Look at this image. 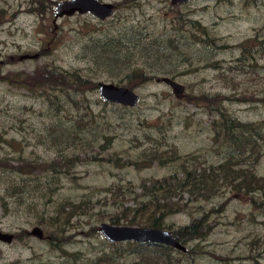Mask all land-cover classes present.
<instances>
[{
	"label": "rangeland",
	"instance_id": "rangeland-1",
	"mask_svg": "<svg viewBox=\"0 0 264 264\" xmlns=\"http://www.w3.org/2000/svg\"><path fill=\"white\" fill-rule=\"evenodd\" d=\"M50 1L52 9L42 6L40 12L34 9L33 0H0V156L21 152L26 160L63 161L61 171L39 174L38 181H52V190H45V197L34 192L33 198L25 192L21 203L15 201L19 193L6 191L7 185L19 181L20 174L0 167V230L14 233L11 241L0 240V264H128L138 257L112 251L98 224L111 223V215L118 218L116 224H132L138 217L132 189L139 191L142 180L166 175L190 156H196L198 165L216 164L234 148L228 140L215 138V113L190 97L219 92L228 97L223 100L224 108L236 119L257 122L264 118V0H190L182 4L136 0L115 5L113 14L105 19L76 12L58 17L56 26L52 19L57 0ZM182 17L187 24V18L200 21L228 45L215 51L199 41L190 44L184 40L189 25L178 29L177 19ZM123 33L133 36L131 43L154 34L177 36L179 41V47L164 39L167 46L157 44L150 53L139 46L129 52L128 67L144 64L157 75L133 87L140 95L135 106L106 102L97 87L85 95L72 93L74 102L63 92L46 96L2 78L15 71L32 76L37 67L51 65L80 68L97 82L125 84L122 79L128 67L115 59L105 60L108 64L95 62L93 55L101 50L91 48V38ZM243 44L249 51H242ZM163 76L182 83L184 90L176 93ZM8 139L16 143L11 146ZM259 142L256 159L255 153L247 151L234 154L233 160L264 178V140ZM173 147L180 158L165 164L120 166L106 160L110 155L122 160L150 158ZM67 199L80 206L71 210L70 218L68 214L64 217L67 222L59 231L45 226L42 216L53 214L62 202L68 211ZM263 201L260 187L246 192L227 185L208 200L193 201L191 212L169 215L165 222L177 227L222 202L211 213L210 221L216 223L206 238L186 243L197 245L199 252L178 264H264ZM35 225L42 228L43 237L30 233ZM107 255L113 259H103Z\"/></svg>",
	"mask_w": 264,
	"mask_h": 264
},
{
	"label": "trees",
	"instance_id": "trees-1",
	"mask_svg": "<svg viewBox=\"0 0 264 264\" xmlns=\"http://www.w3.org/2000/svg\"><path fill=\"white\" fill-rule=\"evenodd\" d=\"M134 1L136 0H120L116 2L115 5H128ZM33 2L36 3L34 9L40 12L42 6L48 7V10L52 9V2L50 0H33ZM177 20H179L177 25L180 30H184L185 26L189 25L188 27L190 29L188 28V30H185L187 36L185 37L184 35V40L190 42V44L192 41H199L204 48H211L215 51L216 48H223L228 45L226 41H221L218 36L211 33L206 25L196 19H185L189 22L188 24L185 23L183 17L182 20ZM1 21L0 19V22ZM190 30H194L198 33ZM189 37H191V40ZM131 38H133V36L128 37L126 33L91 38V48L101 50L100 54L97 51L94 53V61L99 64H108L107 62L115 59L119 61L120 64H124L128 67V61L130 60L129 52L135 46H139L141 51L150 53V51H152L151 49L157 44L159 45L162 43L164 46H167L163 43L165 39L166 43L169 42L170 45L175 44L176 47H179L177 36L166 35L165 37H157L154 34L150 39L145 41L141 37H137L134 43L130 42V40H132ZM160 39L161 41H159ZM261 47L264 51V39ZM242 51H249L244 44L242 45ZM123 76L124 78L122 80H126L124 85L133 88L137 84L145 83L157 75L150 73V71L146 69V66L142 64L139 66L135 65L132 68L128 67ZM2 78L7 82L26 87L33 91L39 90L40 94H46V96L51 92H63L74 102L76 99H74L75 95L72 93L84 94L98 87L97 80H95L92 75L84 73L80 68L62 69L51 65H41L37 67L32 76L27 75V73L23 71H15L4 73ZM56 94L57 93L54 94V98H58ZM190 98L207 106L210 113H215L214 115L217 117L213 119L212 123V127L215 131V138L228 140L234 148L230 150V154L224 156V159L216 164L209 163V165H198V163L195 162L196 156H190L189 160L185 159L179 162L180 165L172 172L150 180H142L137 186L139 191L136 192L134 188L132 189L137 199L135 212L138 213V217L130 221V223H136V225L143 224L168 228L172 230L174 235L186 246L188 241L206 238L213 230L216 222L214 220L210 221V216L211 213L218 210L217 208L222 202L211 206L208 210H204L198 215H192L189 221L179 224L177 227H173L172 223L165 222L169 215L181 212L182 210L191 212L192 209L189 207L193 201L199 199L208 200L227 185L232 186L236 190H245L246 192L259 187L264 191V178L259 175L256 176L249 169L240 167L239 165L242 164L241 161L233 160L234 154H244L247 151L249 154L255 153L256 159L261 147L259 139L262 138L264 140V118L257 122H244L236 119L224 108L223 100L228 97L219 92H202ZM85 104L88 108V104ZM8 143L13 146L16 140L8 139ZM21 157V152L17 155H9L6 153L4 157L0 156V167L4 168L5 171H14L20 174L19 181L11 182L6 186L7 193H19L15 199L17 203L24 202L23 193L25 192H27L31 198H33L32 194L34 192H41L45 197L47 193L45 190H52L50 187L52 181H38L39 174L44 173V171L52 172L53 174L61 171L60 166L63 161L56 158L51 160H39L37 158L34 160H26L24 159L25 157ZM179 158L180 153L178 149L173 147L169 151H163L161 154L153 153L150 158L142 157V159L137 160L127 158L122 160L117 155H115V157H111L110 155L106 160H111L120 166L136 163L138 167H143L149 164H145L147 162L157 161L160 164H165L166 162L178 161ZM66 159L69 161L70 157ZM141 162L142 164H140ZM236 179H238V181H236ZM184 195L187 196L184 197ZM66 202L69 205L68 211L63 209L64 202H62L55 208L53 214H48L46 216L40 214L45 226L59 231L61 229L60 227L67 222L64 220V217L68 214L67 217L70 218L73 214L71 210L77 209V207L80 206L75 204L71 199H67ZM37 203L36 205L33 203V205L37 206ZM3 205L5 210H7L8 207L5 202ZM110 218L111 223L116 224L118 222V218L114 215H111ZM94 228L97 229V226ZM49 241L54 245L56 244V242L51 239H49ZM108 241L112 247V251L118 255L126 253L129 255L135 254L138 257L136 260H129L128 264H178L179 260L187 259L192 255L194 256L196 252H199V250L195 249L197 245H195L196 247L187 246V249L183 251L160 242L135 240ZM173 251L183 257L176 256L173 254ZM100 257H97L95 260H98ZM103 259L112 260L113 257L107 255V257Z\"/></svg>",
	"mask_w": 264,
	"mask_h": 264
},
{
	"label": "water",
	"instance_id": "water-1",
	"mask_svg": "<svg viewBox=\"0 0 264 264\" xmlns=\"http://www.w3.org/2000/svg\"><path fill=\"white\" fill-rule=\"evenodd\" d=\"M188 1L190 0H171L174 4H182ZM114 9L115 3L106 0H57L54 4L52 21L54 26H56L58 17L73 15L76 12H90L100 19H105L113 14ZM27 56L29 55H23V57ZM162 80L169 84L176 93H180L184 90V85L182 83L169 76H163ZM97 88L102 99L112 103L135 106L140 98V95L134 88L116 82L98 81ZM98 229L110 241L135 240L160 242L183 251L187 249V246L182 243L170 229L164 227L136 224L121 225L102 221L98 224ZM30 233L38 237H43V230L38 225L33 226ZM12 239V232L0 230V240L11 241Z\"/></svg>",
	"mask_w": 264,
	"mask_h": 264
},
{
	"label": "flooded vegetation",
	"instance_id": "flooded-vegetation-1",
	"mask_svg": "<svg viewBox=\"0 0 264 264\" xmlns=\"http://www.w3.org/2000/svg\"><path fill=\"white\" fill-rule=\"evenodd\" d=\"M13 237H14V233H13Z\"/></svg>",
	"mask_w": 264,
	"mask_h": 264
},
{
	"label": "bare ground",
	"instance_id": "bare-ground-1",
	"mask_svg": "<svg viewBox=\"0 0 264 264\" xmlns=\"http://www.w3.org/2000/svg\"><path fill=\"white\" fill-rule=\"evenodd\" d=\"M173 233V232H172ZM174 234V233H173Z\"/></svg>",
	"mask_w": 264,
	"mask_h": 264
}]
</instances>
